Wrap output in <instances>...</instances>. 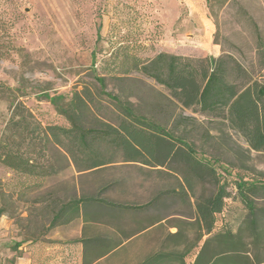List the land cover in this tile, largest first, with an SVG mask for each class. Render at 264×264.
Listing matches in <instances>:
<instances>
[{"label": "rangeland", "instance_id": "rangeland-1", "mask_svg": "<svg viewBox=\"0 0 264 264\" xmlns=\"http://www.w3.org/2000/svg\"><path fill=\"white\" fill-rule=\"evenodd\" d=\"M258 33L264 42V0H0V135L19 102L43 127L69 125L45 95H70L84 86L94 91V65L96 75L105 78V91L129 98L198 153L216 157L231 175L228 190L234 191L235 175L264 181V152L250 150L231 128L168 104V91L154 79L134 70L122 73L114 64L127 52L142 59L160 51L194 57L227 52L264 82V67L257 62ZM97 114L117 122L111 105ZM108 151L115 158L110 164L78 171L63 148L50 145L46 158L40 155L39 166L48 171L42 177L20 174L0 162V264H83L76 240L97 234L118 245L94 264H136L164 240L166 248L188 247L185 261L193 264L206 237L199 238L194 203L211 193L209 178L187 174L195 195L184 202L170 193L181 190L186 175L174 170L175 164L152 170ZM160 191L168 193L141 212L96 207L90 210L97 214L92 223L76 218L51 224L54 211L70 199L99 196L141 205ZM256 202L264 208V194ZM247 217L239 198L227 199L225 212L216 215L217 228L241 230L247 238Z\"/></svg>", "mask_w": 264, "mask_h": 264}, {"label": "trees", "instance_id": "trees-1", "mask_svg": "<svg viewBox=\"0 0 264 264\" xmlns=\"http://www.w3.org/2000/svg\"><path fill=\"white\" fill-rule=\"evenodd\" d=\"M101 13L98 12L99 17ZM100 28L101 22L96 24L97 38ZM258 42L257 62L263 68L264 42L259 33ZM114 64L122 73L134 70L154 79L168 91V104L181 110L190 109L212 123L227 126L243 138L250 150L264 152V82L231 53L194 57L160 51L152 58L142 59L127 52L115 59ZM91 68L97 81L94 91L84 86L70 95H45L65 116L69 122L67 126L43 127L33 122L30 111L20 102L13 105L0 135V162L20 174L42 177L48 171L39 166L40 155L46 158L45 151L52 145L63 148L78 171H93L115 159L108 151L111 148L120 153L122 161L141 163L152 170L175 164L172 168L186 175L182 174L181 190L172 189L170 193L184 202L190 194L195 195L187 174L199 179L207 176L213 189L209 195L196 198L194 203L193 220L200 231L199 238L206 237L193 264H264V208L256 202L264 194V181L235 175L232 179L234 191L228 190L227 177L231 175L218 166L216 157L198 153L185 137L168 129L155 117L142 113L129 98L105 91L104 76L96 75L94 65ZM104 105H111L117 112L115 124L97 114ZM167 193L160 191L141 205H122L99 196H81L62 203L54 211L51 224L67 223L80 216L85 220L94 219L97 214L90 210L96 207L141 212ZM230 198H239L247 208V238L241 230L217 228L216 215L225 212L226 200ZM77 241L83 245V264H90L118 245L109 244L101 234ZM187 251L188 247L166 248L164 240L157 251L136 264H186Z\"/></svg>", "mask_w": 264, "mask_h": 264}, {"label": "crops", "instance_id": "crops-1", "mask_svg": "<svg viewBox=\"0 0 264 264\" xmlns=\"http://www.w3.org/2000/svg\"><path fill=\"white\" fill-rule=\"evenodd\" d=\"M216 50H217V49H214V51H216ZM95 170H96V169H95ZM95 170H93V171H95ZM93 212H94L93 214L96 215V211H93ZM79 219H80L81 222L86 223V224H87V223H92V222H91L92 219H91V220H85V218H83L82 216H80ZM94 219L97 220L96 217H95ZM159 220H160V219H159ZM159 220H158V221H159ZM153 225H154V224H153ZM79 239H81V238H79ZM79 239H78V240H79ZM76 241H77V240H76ZM77 242H78V241H77ZM78 243H79V247H80L81 250H82V256H83V245H82L81 242H78ZM100 257H101V256H100ZM98 259H99V257H98ZM98 259H95V260L92 261L90 264H94L95 262H97ZM83 260H84V256H83Z\"/></svg>", "mask_w": 264, "mask_h": 264}]
</instances>
